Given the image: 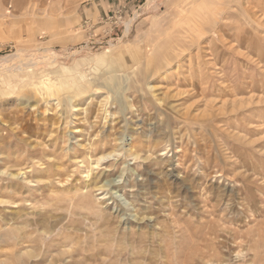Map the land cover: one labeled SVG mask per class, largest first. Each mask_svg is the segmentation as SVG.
<instances>
[{
	"label": "rangeland",
	"instance_id": "obj_1",
	"mask_svg": "<svg viewBox=\"0 0 264 264\" xmlns=\"http://www.w3.org/2000/svg\"><path fill=\"white\" fill-rule=\"evenodd\" d=\"M89 1L0 0V264H264V0Z\"/></svg>",
	"mask_w": 264,
	"mask_h": 264
},
{
	"label": "crops",
	"instance_id": "obj_2",
	"mask_svg": "<svg viewBox=\"0 0 264 264\" xmlns=\"http://www.w3.org/2000/svg\"><path fill=\"white\" fill-rule=\"evenodd\" d=\"M114 4H117V0H90L88 3L83 5L85 6L84 9L82 10V12H80V14H78L80 16V24L76 26L77 29L75 30L78 34L81 35V42L86 40V28L89 27V29H92V31L94 32L95 36L102 37L105 35L104 37H102L103 39H110L114 36L113 34L116 33V30L118 29L114 28V30H112L110 26H107V24H102L101 22L102 12H105L106 10L110 9L105 13V15H108L112 11L111 9ZM75 19H78V16H76ZM76 40L77 39H74V41Z\"/></svg>",
	"mask_w": 264,
	"mask_h": 264
},
{
	"label": "built area",
	"instance_id": "obj_3",
	"mask_svg": "<svg viewBox=\"0 0 264 264\" xmlns=\"http://www.w3.org/2000/svg\"><path fill=\"white\" fill-rule=\"evenodd\" d=\"M122 19V15H118L115 17V21L117 24L120 22L119 20ZM118 26V25H117Z\"/></svg>",
	"mask_w": 264,
	"mask_h": 264
},
{
	"label": "bare ground",
	"instance_id": "obj_4",
	"mask_svg": "<svg viewBox=\"0 0 264 264\" xmlns=\"http://www.w3.org/2000/svg\"><path fill=\"white\" fill-rule=\"evenodd\" d=\"M102 60V57H99L97 61H101ZM113 183V182H112ZM110 186H111V183H110Z\"/></svg>",
	"mask_w": 264,
	"mask_h": 264
}]
</instances>
